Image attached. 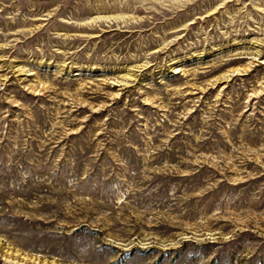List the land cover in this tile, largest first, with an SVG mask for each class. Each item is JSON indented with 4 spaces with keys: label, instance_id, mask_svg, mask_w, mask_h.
I'll use <instances>...</instances> for the list:
<instances>
[{
    "label": "rangeland",
    "instance_id": "1",
    "mask_svg": "<svg viewBox=\"0 0 264 264\" xmlns=\"http://www.w3.org/2000/svg\"><path fill=\"white\" fill-rule=\"evenodd\" d=\"M0 264H264V0H0Z\"/></svg>",
    "mask_w": 264,
    "mask_h": 264
}]
</instances>
